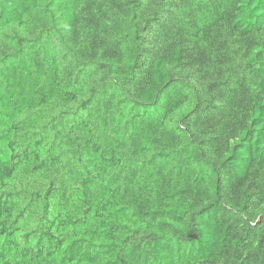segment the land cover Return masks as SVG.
<instances>
[{"label": "trees", "instance_id": "obj_1", "mask_svg": "<svg viewBox=\"0 0 264 264\" xmlns=\"http://www.w3.org/2000/svg\"><path fill=\"white\" fill-rule=\"evenodd\" d=\"M0 264H264V0H0Z\"/></svg>", "mask_w": 264, "mask_h": 264}]
</instances>
